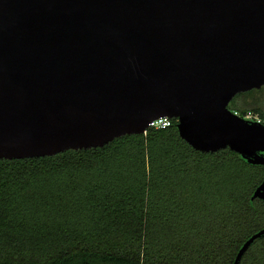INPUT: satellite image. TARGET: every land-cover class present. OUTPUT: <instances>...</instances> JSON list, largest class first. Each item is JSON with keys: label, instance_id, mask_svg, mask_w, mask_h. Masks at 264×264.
<instances>
[{"label": "water", "instance_id": "obj_1", "mask_svg": "<svg viewBox=\"0 0 264 264\" xmlns=\"http://www.w3.org/2000/svg\"><path fill=\"white\" fill-rule=\"evenodd\" d=\"M262 85L264 0H0V158L101 146L168 116L193 148L264 164V122L228 107Z\"/></svg>", "mask_w": 264, "mask_h": 264}, {"label": "trees", "instance_id": "obj_2", "mask_svg": "<svg viewBox=\"0 0 264 264\" xmlns=\"http://www.w3.org/2000/svg\"><path fill=\"white\" fill-rule=\"evenodd\" d=\"M228 107L264 120V85ZM170 119L101 146L0 158V264H232L264 227L252 197L264 164L197 150ZM238 264H264V235Z\"/></svg>", "mask_w": 264, "mask_h": 264}, {"label": "built area", "instance_id": "obj_3", "mask_svg": "<svg viewBox=\"0 0 264 264\" xmlns=\"http://www.w3.org/2000/svg\"><path fill=\"white\" fill-rule=\"evenodd\" d=\"M236 114L241 115L242 117L246 118V119H253L256 121H262L264 122V120L255 112H252L251 110H247L246 112H244L243 114H240L239 112L233 110ZM171 117L168 116H163V117H158L156 119H153L152 121H150L148 123L147 128L149 127H153V128H161V127H166L168 125H170L171 123ZM146 129H144L143 133L146 132Z\"/></svg>", "mask_w": 264, "mask_h": 264}, {"label": "rangeland", "instance_id": "obj_4", "mask_svg": "<svg viewBox=\"0 0 264 264\" xmlns=\"http://www.w3.org/2000/svg\"><path fill=\"white\" fill-rule=\"evenodd\" d=\"M262 94H263V93H258V94H256V95L260 97V95H262ZM246 98L249 100V99H251V96L248 95V96H246Z\"/></svg>", "mask_w": 264, "mask_h": 264}]
</instances>
